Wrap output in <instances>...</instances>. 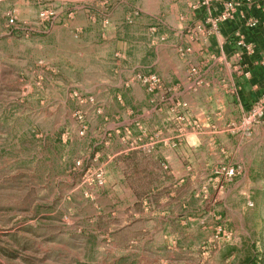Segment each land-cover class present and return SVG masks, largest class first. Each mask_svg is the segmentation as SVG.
<instances>
[{
  "label": "rangeland",
  "instance_id": "rangeland-1",
  "mask_svg": "<svg viewBox=\"0 0 264 264\" xmlns=\"http://www.w3.org/2000/svg\"><path fill=\"white\" fill-rule=\"evenodd\" d=\"M201 1L0 0V264H264L259 101L205 131L171 69Z\"/></svg>",
  "mask_w": 264,
  "mask_h": 264
},
{
  "label": "crops",
  "instance_id": "crops-1",
  "mask_svg": "<svg viewBox=\"0 0 264 264\" xmlns=\"http://www.w3.org/2000/svg\"><path fill=\"white\" fill-rule=\"evenodd\" d=\"M223 1L210 0L193 12L192 17L183 18L179 27H187V31L191 26L195 28L190 34L178 30L168 40L170 50L180 53L179 63L171 64L179 80L177 86L187 94L185 99L190 109H198L199 117L205 120V131L214 132L221 131L219 125L227 119L244 118L251 105L264 94V0L250 3L236 0L239 2L236 16L222 23L217 32L205 35L198 26L209 12L217 13ZM251 17L258 19L255 28L245 26ZM236 31L244 33L246 48L237 45Z\"/></svg>",
  "mask_w": 264,
  "mask_h": 264
},
{
  "label": "built area",
  "instance_id": "built-area-1",
  "mask_svg": "<svg viewBox=\"0 0 264 264\" xmlns=\"http://www.w3.org/2000/svg\"><path fill=\"white\" fill-rule=\"evenodd\" d=\"M246 2H252V0H244ZM210 0H202L199 3V7H204L207 4H209ZM239 7V2H237L236 0H225L222 2V6L220 8V10L217 13H212L209 12L208 15L205 17V19L203 20L201 26L199 25L198 28L201 31H204L205 35H211L215 32H217L219 30V27L222 23H225L231 19H233L236 14H237V10ZM258 25V19L257 18H249L247 19V21L245 22V26L247 28H255ZM235 37H236V43L238 46L246 48L247 45L245 43V36L244 33L240 32V31H236L235 33ZM137 79L139 80V82L142 84V86L148 90V91H153L154 89H156L157 87H160L161 81L160 78L155 75V74H150V75H138ZM259 103H258V109H262L264 108V94L258 99ZM256 107L253 106L251 108V112H252V116H254L255 114L258 115H262L264 111H258L256 110ZM264 166V164H263ZM234 171L232 168L227 170V174H233Z\"/></svg>",
  "mask_w": 264,
  "mask_h": 264
}]
</instances>
